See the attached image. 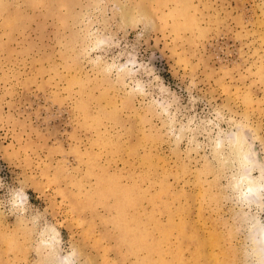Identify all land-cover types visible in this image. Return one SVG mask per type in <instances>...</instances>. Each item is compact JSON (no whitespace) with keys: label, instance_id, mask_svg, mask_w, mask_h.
<instances>
[{"label":"rangeland","instance_id":"1","mask_svg":"<svg viewBox=\"0 0 264 264\" xmlns=\"http://www.w3.org/2000/svg\"><path fill=\"white\" fill-rule=\"evenodd\" d=\"M263 229L264 0H0V264H264Z\"/></svg>","mask_w":264,"mask_h":264},{"label":"clouds","instance_id":"2","mask_svg":"<svg viewBox=\"0 0 264 264\" xmlns=\"http://www.w3.org/2000/svg\"><path fill=\"white\" fill-rule=\"evenodd\" d=\"M143 65H140L136 62V60L129 61L128 64V72L129 74H136L137 71L142 70Z\"/></svg>","mask_w":264,"mask_h":264},{"label":"bare ground","instance_id":"3","mask_svg":"<svg viewBox=\"0 0 264 264\" xmlns=\"http://www.w3.org/2000/svg\"><path fill=\"white\" fill-rule=\"evenodd\" d=\"M257 187H259V186H257V185H250L248 188H249L250 192L253 194V192L256 191V188ZM259 236L264 241V229L262 231L260 230V235Z\"/></svg>","mask_w":264,"mask_h":264}]
</instances>
